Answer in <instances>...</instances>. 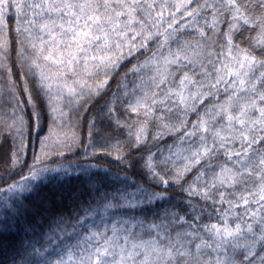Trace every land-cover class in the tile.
I'll list each match as a JSON object with an SVG mask.
<instances>
[{
    "label": "trees",
    "instance_id": "obj_1",
    "mask_svg": "<svg viewBox=\"0 0 264 264\" xmlns=\"http://www.w3.org/2000/svg\"><path fill=\"white\" fill-rule=\"evenodd\" d=\"M20 1L0 6V264H264V107L226 129L244 91L211 82L238 55L264 74V0L172 10L106 66L92 37L47 33L66 10L16 28ZM65 2L91 30L134 27L112 0ZM193 78L208 85L182 102ZM204 122L235 136L205 144Z\"/></svg>",
    "mask_w": 264,
    "mask_h": 264
},
{
    "label": "rangeland",
    "instance_id": "obj_2",
    "mask_svg": "<svg viewBox=\"0 0 264 264\" xmlns=\"http://www.w3.org/2000/svg\"><path fill=\"white\" fill-rule=\"evenodd\" d=\"M6 1L7 0H0V6ZM199 2L200 0H112L113 5L115 3L117 5L124 6V10H127L126 12H123L121 16L124 26L134 27L126 31L122 28V25L117 31L106 33L102 32V30H91L92 28L89 27V25L91 24L90 18L87 19L85 23H81L80 25L77 24L76 19L67 20L68 14H72L75 16V10H72L74 8L72 3L66 6V2L64 3V0H21L20 3L22 10L20 11L22 12L19 14L18 18V21H21L17 22L16 28H19L22 32L29 33L33 31L36 33V31H38L39 29L37 27L39 20H44L46 17L53 18L55 15H57V10H60V12L66 10L67 14L65 16L64 14L60 15L53 19L52 22L50 21L48 25H46V27H48L46 29L47 33H50L51 30H55V32H57L58 30H62L60 34H62V32H66V34H68L73 41H78L77 43L82 42V39H80L81 37H92V40L94 38L99 41L102 40L100 43H93L92 40L85 43L87 44L85 50L88 53H92L89 61H92V59H94L93 56L96 51H100L103 56L107 57L104 63V66H106L107 64L112 62L114 58L116 59V56L118 55H120L118 59L119 61H121L122 55H126L130 45H134L137 38L143 37V35H145L147 32L153 30L157 26V23L165 20L172 10H188L190 4H199ZM138 13L140 14L139 20L142 19L141 25L137 24L135 21V15H138ZM117 39L118 43L122 45V47H118L117 49H123L119 51V54L116 53V51L114 52V54H110V51L112 50L111 48H113L111 44ZM92 45L95 46L91 47ZM139 47L141 46H138L137 48ZM157 49L160 48L158 47ZM241 58L244 57L238 55L235 63L231 65L229 69H227L229 63L226 65L224 70L218 69L216 77L211 80V82H216V84H218L221 88H224V90L228 93L235 94L236 92L239 93L244 91V94H242L243 100L240 105L241 108L239 110L238 108L233 111L231 110L230 115L226 110L225 112L227 114L225 115L227 116V119L223 117V115L217 117L221 125H223L226 129L231 122H234V120L237 121L239 125H246L250 128V124H253V121L258 118V115L261 117V108L264 107V103L260 100L259 95L257 98L252 100H249L247 98L249 97L248 93L250 91H255V84L253 83V81L256 83L257 79L255 76L250 77L249 75H254V73H257L259 78H264V74L260 75V72L256 70L255 62L253 61V59L245 57L246 60H244ZM207 82V80L193 78L191 80L190 87H184L183 90L186 91L179 95V97L182 99V102L184 101L194 103L197 96H202V94H200L199 92H202L203 89L206 88V86L208 85ZM104 88L105 87H102V89ZM145 94L149 95L150 93L146 92ZM203 99L204 96L202 98H199V100L202 101ZM243 101H245V103H243ZM138 103L140 102L138 101L137 104ZM226 107L233 108V106L228 104ZM224 127L221 128L219 125L215 127L214 124L210 126L209 124H207V122H204L203 125L195 128V135L193 133L191 134H193L194 138L196 139H206L205 144H210L212 145V147L213 144L221 146V142L218 143V139H222L223 141H225V139L233 138L231 136H235V134H232L231 136L228 135V130H222ZM142 135L144 136L146 134L144 133ZM207 135L210 136V139L206 138Z\"/></svg>",
    "mask_w": 264,
    "mask_h": 264
}]
</instances>
